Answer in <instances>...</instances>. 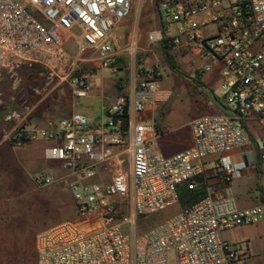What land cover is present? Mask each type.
I'll list each match as a JSON object with an SVG mask.
<instances>
[{"label":"built area","instance_id":"2783aa9c","mask_svg":"<svg viewBox=\"0 0 264 264\" xmlns=\"http://www.w3.org/2000/svg\"><path fill=\"white\" fill-rule=\"evenodd\" d=\"M132 7L133 0H0V71L40 65L50 81L62 78L78 99L87 98L95 72L79 71L86 52L116 73L122 54L133 60L138 50L134 40L119 50L112 37ZM157 13L149 44L193 57L187 71L195 82L218 69L224 113L192 122L191 148L171 157L155 152L162 133L155 119L141 116L169 99L158 90L164 69L156 64L131 72L139 79L130 94L99 121L78 112L48 128L25 121L11 131L5 140L15 149L56 143L44 157L69 175L34 182H63L77 206L75 218L37 236V264H234L251 256L248 241L223 234L264 221V200L240 208L232 186L252 170L264 199V0H157ZM65 35L77 45L75 55L65 49ZM182 185H203L207 196L136 235L138 219L179 204Z\"/></svg>","mask_w":264,"mask_h":264},{"label":"rangeland","instance_id":"374dc122","mask_svg":"<svg viewBox=\"0 0 264 264\" xmlns=\"http://www.w3.org/2000/svg\"><path fill=\"white\" fill-rule=\"evenodd\" d=\"M20 1L25 2L26 0ZM157 14V0H133L130 14L116 27L112 37L119 50H124L132 40L138 43L141 38L144 46L148 44L143 50L138 44V50L133 60L128 52L122 54L117 66H127V74L124 72L123 76L128 77L131 69L133 73L135 70L138 73L141 68L143 70L153 68L156 64L170 70L165 71V75L159 82V87L172 93L161 114L165 115L169 123V133L164 141L168 140V147L173 150L177 145H171L170 140L179 133L190 130V121L194 117L204 116L209 112L208 109H205L202 101L213 100V94L219 97L220 84L204 79L206 85L202 83L198 87L193 80L188 79L185 73L194 63L193 57L187 59L186 65H183L179 59L180 55L170 51V54L182 67V71H174L167 66L159 47L150 45L147 41L148 34L159 25ZM77 50V48L72 49L71 55H75ZM102 74L111 79L120 78L119 74L110 71H102ZM129 80H127V85L122 82L124 89L120 94H130ZM55 84L56 81L52 82L49 79V70L40 66H23L12 71L5 68L0 71L1 145L9 146L10 143L5 140V137L14 129L22 126L25 121L31 123L35 117H40V119L35 125L31 123L33 126L50 127L51 123L56 122L53 120L55 115H59L56 116V119L64 118L72 112L78 111L81 104L87 103L93 105L95 114L100 116L97 110L104 101L105 95L103 96V93L97 89L99 85L92 86L94 92L91 91L87 98L78 99L74 94V89L68 83L64 82V86L60 89L54 88ZM72 105L76 106V110H71ZM14 112H21V117H27L24 123L16 125L15 121L18 120V116H15ZM9 116H13V118L8 120ZM47 120L51 123L46 126L44 122ZM160 141L153 143L155 152H163L158 148ZM21 148L17 150H21ZM169 148L164 149L168 152ZM22 160L24 161V158ZM46 163L49 162L46 160ZM126 168H129L128 164H126ZM17 170L14 172L12 167L0 165V264H37L36 239L38 234L58 224L66 215L65 210L69 207H74L72 216L61 222L75 218L77 206L71 192L66 190L63 182L39 187L32 181V185L29 186L26 183L27 172L24 164ZM56 170L59 172L56 179L69 175L68 171L63 168ZM59 191L65 196L68 195L70 200L66 201L63 196L64 201L58 197L56 192ZM235 191V194L241 195V192L236 188ZM196 193L197 191L187 190L186 185L179 186L180 204H184L186 198L196 195ZM181 208L178 204L164 212L141 217L137 221L135 234H142L166 221L181 212ZM223 237L230 242L248 241L250 244L251 256L234 264H264V221L227 231Z\"/></svg>","mask_w":264,"mask_h":264},{"label":"crops","instance_id":"0c3cea01","mask_svg":"<svg viewBox=\"0 0 264 264\" xmlns=\"http://www.w3.org/2000/svg\"><path fill=\"white\" fill-rule=\"evenodd\" d=\"M64 41H65L64 42L65 49L68 51V53L72 54L73 53L72 49H76L77 45L75 44V42L72 40V38L69 35H65ZM147 41H148V38H147ZM138 44L141 47V50H143L145 47L148 46V44H147V46H144V42L142 41V38L140 39V41L138 40ZM84 57H85L84 61L79 63V65H78L79 71H90V70L95 71L94 76H92L90 78L91 88H92V86L97 87L96 85H99L98 86L99 88H97V89L100 90V93L101 92L103 93V96L105 95L104 101L102 102L100 108H98V110H97V111H99L100 116L95 114L96 112L93 108V105L87 103V104H83V105L81 104V106L78 107V111H74V110H76V108H75L76 106L72 105L71 110L74 112H72L71 114H69L66 117L71 116L73 113L79 112V113H82V114L90 117L93 121L94 120L99 121L100 119H103L105 117L106 109L110 105H112L120 95H122V94H120L121 91L124 89V87L122 86V82H124V85H127L128 84L127 80L130 79L129 84L131 85L134 77H132L131 73H130L128 75V77H126V75H124L125 76V78H124L122 73L125 72L127 74V66L123 65L122 67H118V72H116L117 74L120 75V78H115V79L108 78L102 74V71H110V70L101 67V64L97 60V55L95 53L86 52L84 54ZM189 58H190V56H188V55H186V56L180 55L179 59L183 65L184 64L186 65L185 61H187V59H189ZM175 61H176V59H175ZM176 63L181 69L182 67L180 66V64L177 61H176ZM35 66H40V65H35ZM167 66H169V65L167 64ZM40 67H43V66H40ZM45 69H47V68H45ZM163 69H164V71H163L164 75H165V71H170L166 67ZM58 71L65 72L66 69L59 68ZM181 71H182V69H181ZM130 72H133V71H130ZM138 73H139V71H138ZM62 74H64V73H62ZM185 75L187 76L188 79H191L189 71H187L185 73ZM136 79L138 80L139 77L134 78V80H136ZM204 79H206L210 82H217L218 84H220V75H219L218 69H215L214 71H212ZM204 79L201 81L200 84H202V83L205 84ZM120 80H122V81L120 82ZM191 80H193V79H191ZM159 82H158V90L161 92H165L169 95L168 101L165 103H159L155 106H152L151 110L144 113L141 117L144 119H148V120L149 119H155L156 120L157 129L162 133V135L159 138H157L154 141V143L161 140L158 144V148L160 149V151H163V152H160V153L163 154L164 156L165 155L166 156H173L177 153L183 152V151L191 148L194 145L193 132H192V127H191V129L188 130L187 132L179 133L178 135H176L175 137H173L170 140L171 145H177V147L173 150H171L168 147L169 141L168 140L164 141V138L169 133L168 132L169 123L167 122L165 115H162L161 112L163 111L164 105L169 102L172 93L169 90H162L159 87ZM193 82L195 83V85H197L199 87V85L194 80H193ZM115 85H116V87H115ZM63 86H64L63 79L62 78L59 80L56 79V84L54 85V88L60 89ZM91 91H93V88L91 89ZM202 102H203L202 104L205 106V109H208V111H209V112L205 113L204 116H206V115H220V114L224 113V109L222 108V106L219 105L218 103H216L214 99L213 100L209 99L207 101L203 100ZM20 113L14 112V115L18 116L17 117L18 120L15 121V123H17L16 125H20L21 123H24V121L27 118L26 116L21 117L20 115L22 113L21 114ZM56 116L58 117L59 115H55V119H53V120L58 121V120L62 119V118L56 119ZM202 116H200V117H202ZM66 117H64V118H66ZM200 117H197V118L194 117L190 121V126H191L193 121H195L196 119H198ZM38 119H40V117L39 118L35 117L34 119L31 120V123L33 125L37 124L39 121ZM44 123L47 126L51 122H49V120H47ZM48 127H45V128H48ZM36 128H43V127L38 126ZM53 144H56V143L55 142L45 143L42 141L30 142V143L24 144L22 146L21 150H17L15 148H13L11 145H9V146L1 145V142H0V165H6V166L8 165L9 167H12V169L15 172V171H18L17 169L22 167V165L24 164L26 172H27V182L26 183L29 186L32 185V181L34 182V178L37 176H52V177L56 178V177H58V173H59V172H57L58 170H56V169H59V168L62 169L60 163L56 162V161H48L49 163H46V160L44 159L45 148L50 146V145H53ZM164 148H166V149L169 148L168 152ZM23 158H24V161L22 160ZM232 186H233L234 191L236 188L239 192H241L240 196L236 193L238 206L240 208L253 207L262 201V197L259 198L257 193H258V191L262 192L263 188L259 185L258 177L254 171H252V170L245 171L243 174V177L240 180L235 181L232 184ZM203 188L206 190V188L204 186H203ZM221 188H222V186L219 187L220 190H222ZM56 195L58 197H61L62 200H64L63 196L65 197L66 201L70 200L68 195L65 196V194H63L60 191L56 192ZM206 196H207V190H206ZM73 211H74L73 206L67 208V210H65L66 215L60 220V222L58 224L65 222V221L61 222L65 218L71 217L73 214ZM58 224H56V225H58Z\"/></svg>","mask_w":264,"mask_h":264},{"label":"trees","instance_id":"16d2710c","mask_svg":"<svg viewBox=\"0 0 264 264\" xmlns=\"http://www.w3.org/2000/svg\"><path fill=\"white\" fill-rule=\"evenodd\" d=\"M161 52L164 55L165 61L166 63L175 71H181L180 67L177 65L175 59L173 56H171V54L165 49L164 46L161 47ZM122 80H120L121 82ZM198 85H200L201 82H196ZM120 87V86H119ZM213 98L215 100L216 103H218L219 105L222 106L221 101L219 100L218 97H216L213 94ZM222 108L224 109V107L222 106ZM185 187V186H184ZM186 189L192 192L197 191L196 195H193L191 197L186 198L185 203L184 204H180V199H179V205L182 207V210H185L189 207H191L192 205H194L195 203L201 201L202 199H204L206 197V190L203 188L202 185H200L199 188L195 189V190H190L187 186ZM264 200V199H262Z\"/></svg>","mask_w":264,"mask_h":264}]
</instances>
